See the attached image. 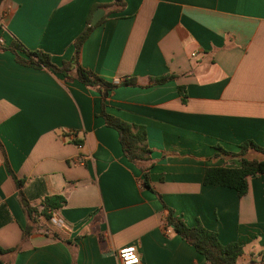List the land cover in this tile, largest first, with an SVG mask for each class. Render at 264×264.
<instances>
[{
	"label": "crops",
	"instance_id": "crops-1",
	"mask_svg": "<svg viewBox=\"0 0 264 264\" xmlns=\"http://www.w3.org/2000/svg\"><path fill=\"white\" fill-rule=\"evenodd\" d=\"M112 1L0 0V248L20 244L0 264H118L125 246L140 264H207L164 229L156 194L188 227L236 243L238 264H264V173L247 178L241 197L203 184L207 168L239 166L218 148H264V0H122L82 44L81 68L130 83L108 92L104 111L144 128L154 192L98 115V90L19 65L10 50L18 42L60 66L93 7ZM163 76L172 79L154 84ZM19 190L38 212L61 197L62 225L38 215L21 243Z\"/></svg>",
	"mask_w": 264,
	"mask_h": 264
},
{
	"label": "trees",
	"instance_id": "trees-1",
	"mask_svg": "<svg viewBox=\"0 0 264 264\" xmlns=\"http://www.w3.org/2000/svg\"><path fill=\"white\" fill-rule=\"evenodd\" d=\"M123 6L124 3L122 0H113L110 4L105 5H95L92 12L97 8H101L105 11V16L96 25L104 20L108 14L119 11ZM89 22L90 16L86 21V26L83 31L73 41V54L70 60L62 62L60 66L54 65L48 54L42 51L26 50L18 42L12 43L10 50L14 54L15 61L19 65L44 68L52 73L61 75L67 80L74 79L88 88L98 90L101 95L98 115L103 119L104 124L108 128L116 131L123 155L141 169V183L143 188L154 192L149 185L148 173L152 163L149 159L150 150L147 148L144 128L125 123L104 111V99L108 92L119 86L129 85L130 83L126 80L117 84L106 82L94 73L81 68L78 64L81 46L91 30L96 26H90ZM16 51L22 52L25 58L16 54ZM171 79V76H163L154 79V84H162ZM218 151L221 156L236 158L239 162V166L236 168H207L203 174V184L233 189L240 197L245 195L247 191V178L264 173V148L256 146L251 141H246L239 146V152L237 154L228 153L221 148H218ZM251 152L255 154V157H247V154ZM14 180L19 188L22 181L15 178ZM156 197L162 207L167 211L164 219L165 230L173 232L192 246L194 250L205 259L207 264H238L237 261L242 251L236 243L221 244L214 232L205 229L200 224L194 227H188L181 219L174 216L173 210L165 206L160 195L156 194ZM19 202L27 219V224L23 229L21 243L31 234L32 230L37 227L38 215L50 221L51 214L64 203L61 197L54 196L47 198L43 202L42 210L38 212L35 208L30 206L20 190ZM19 249L20 244L11 249L0 248V263L2 256L14 254Z\"/></svg>",
	"mask_w": 264,
	"mask_h": 264
},
{
	"label": "built area",
	"instance_id": "built-area-1",
	"mask_svg": "<svg viewBox=\"0 0 264 264\" xmlns=\"http://www.w3.org/2000/svg\"><path fill=\"white\" fill-rule=\"evenodd\" d=\"M70 138H73V136H70ZM78 148H80V145H78ZM50 221L56 227H60L62 225V222L56 217L55 213L51 214ZM116 257L118 264H140V259L134 246H125L120 248L117 251Z\"/></svg>",
	"mask_w": 264,
	"mask_h": 264
},
{
	"label": "water",
	"instance_id": "water-1",
	"mask_svg": "<svg viewBox=\"0 0 264 264\" xmlns=\"http://www.w3.org/2000/svg\"><path fill=\"white\" fill-rule=\"evenodd\" d=\"M103 15H104L103 10L101 9L95 10L90 20V26L96 25V23L101 19Z\"/></svg>",
	"mask_w": 264,
	"mask_h": 264
},
{
	"label": "rangeland",
	"instance_id": "rangeland-1",
	"mask_svg": "<svg viewBox=\"0 0 264 264\" xmlns=\"http://www.w3.org/2000/svg\"><path fill=\"white\" fill-rule=\"evenodd\" d=\"M50 222V221H49ZM50 224L52 225V226H54L51 222H50Z\"/></svg>",
	"mask_w": 264,
	"mask_h": 264
}]
</instances>
